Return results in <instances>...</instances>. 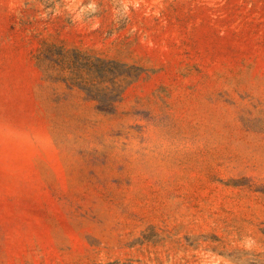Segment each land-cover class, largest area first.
<instances>
[{"label":"rangeland","instance_id":"374dc122","mask_svg":"<svg viewBox=\"0 0 264 264\" xmlns=\"http://www.w3.org/2000/svg\"><path fill=\"white\" fill-rule=\"evenodd\" d=\"M0 264H264V0H0Z\"/></svg>","mask_w":264,"mask_h":264}]
</instances>
